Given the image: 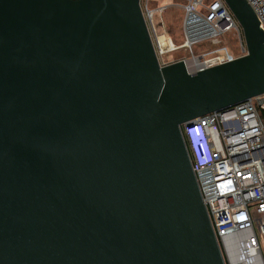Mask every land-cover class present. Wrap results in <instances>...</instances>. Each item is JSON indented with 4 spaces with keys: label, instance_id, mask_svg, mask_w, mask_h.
I'll return each instance as SVG.
<instances>
[{
    "label": "water",
    "instance_id": "1",
    "mask_svg": "<svg viewBox=\"0 0 264 264\" xmlns=\"http://www.w3.org/2000/svg\"><path fill=\"white\" fill-rule=\"evenodd\" d=\"M248 52L159 60L140 0H0V264H226L183 125L264 94Z\"/></svg>",
    "mask_w": 264,
    "mask_h": 264
},
{
    "label": "built area",
    "instance_id": "2",
    "mask_svg": "<svg viewBox=\"0 0 264 264\" xmlns=\"http://www.w3.org/2000/svg\"><path fill=\"white\" fill-rule=\"evenodd\" d=\"M160 1L140 0L152 27L154 12L162 13L165 7L150 5ZM248 2L264 29V0ZM181 6L191 48L201 41L220 42L228 33L238 45L237 52L223 46L213 54L194 55L203 61L190 71L247 54L243 28L225 0H182ZM159 40L157 35L155 48L162 52ZM260 109H264V94L183 125L189 145L194 133L210 144L209 158L199 162L193 157V166L226 264H264V121Z\"/></svg>",
    "mask_w": 264,
    "mask_h": 264
},
{
    "label": "rangeland",
    "instance_id": "3",
    "mask_svg": "<svg viewBox=\"0 0 264 264\" xmlns=\"http://www.w3.org/2000/svg\"><path fill=\"white\" fill-rule=\"evenodd\" d=\"M160 4L151 3V7L164 6V10L160 13L159 10L155 12L154 26L152 27L147 16V21L150 26V33L155 47L158 46L157 35L159 37L160 49L158 52L159 60L162 64H169L178 60H185L189 70L196 69L199 65L198 60L195 59L198 55L204 53L213 54L223 46H228L232 51H238V45L234 40L232 33L226 34L220 42L201 41L194 44L191 48L186 42L185 29L183 25L184 9L182 8V0H161ZM156 35V36H155ZM157 48V47H156ZM196 62V63H195ZM264 109H260L262 112ZM264 121V116H262Z\"/></svg>",
    "mask_w": 264,
    "mask_h": 264
},
{
    "label": "clouds",
    "instance_id": "4",
    "mask_svg": "<svg viewBox=\"0 0 264 264\" xmlns=\"http://www.w3.org/2000/svg\"><path fill=\"white\" fill-rule=\"evenodd\" d=\"M193 157H196L199 162H203L205 159L209 158L210 155V144L199 133H194V140L189 145Z\"/></svg>",
    "mask_w": 264,
    "mask_h": 264
},
{
    "label": "bare ground",
    "instance_id": "5",
    "mask_svg": "<svg viewBox=\"0 0 264 264\" xmlns=\"http://www.w3.org/2000/svg\"><path fill=\"white\" fill-rule=\"evenodd\" d=\"M157 11V10H156ZM153 15H155V12H154V14ZM195 59H197L198 60V63H202V58L201 57H197V58H195ZM196 63V62H195ZM187 65V64H186ZM198 67V65L196 66V68Z\"/></svg>",
    "mask_w": 264,
    "mask_h": 264
},
{
    "label": "trees",
    "instance_id": "6",
    "mask_svg": "<svg viewBox=\"0 0 264 264\" xmlns=\"http://www.w3.org/2000/svg\"><path fill=\"white\" fill-rule=\"evenodd\" d=\"M156 4V3H154ZM157 4H160V3H157ZM264 111V110H263ZM261 113V112H260ZM261 116H264V112H262ZM187 140V138H186ZM187 144H188V148H189V143H188V140H187ZM189 151L191 152V149L189 148ZM191 156H193L192 152H191ZM193 158V157H192Z\"/></svg>",
    "mask_w": 264,
    "mask_h": 264
},
{
    "label": "crops",
    "instance_id": "7",
    "mask_svg": "<svg viewBox=\"0 0 264 264\" xmlns=\"http://www.w3.org/2000/svg\"><path fill=\"white\" fill-rule=\"evenodd\" d=\"M155 3H158V2H155Z\"/></svg>",
    "mask_w": 264,
    "mask_h": 264
}]
</instances>
